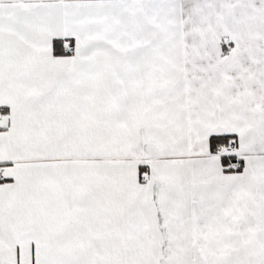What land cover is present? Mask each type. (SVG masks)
Segmentation results:
<instances>
[{
	"label": "snow or ice",
	"instance_id": "obj_1",
	"mask_svg": "<svg viewBox=\"0 0 264 264\" xmlns=\"http://www.w3.org/2000/svg\"><path fill=\"white\" fill-rule=\"evenodd\" d=\"M0 264H264V0H0Z\"/></svg>",
	"mask_w": 264,
	"mask_h": 264
}]
</instances>
